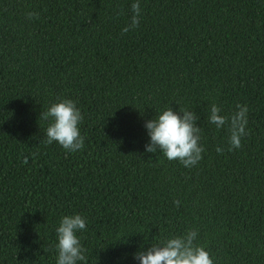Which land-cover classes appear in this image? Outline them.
<instances>
[{
    "label": "trees",
    "instance_id": "16d2710c",
    "mask_svg": "<svg viewBox=\"0 0 264 264\" xmlns=\"http://www.w3.org/2000/svg\"><path fill=\"white\" fill-rule=\"evenodd\" d=\"M132 2L0 0V264H55L72 213L81 264H139L189 229L214 264H264V0H139L130 27ZM65 98L83 116L76 152L45 142L40 114ZM213 103L247 105L239 148ZM168 107L199 116L192 167L144 151Z\"/></svg>",
    "mask_w": 264,
    "mask_h": 264
},
{
    "label": "clouds",
    "instance_id": "9594fccd",
    "mask_svg": "<svg viewBox=\"0 0 264 264\" xmlns=\"http://www.w3.org/2000/svg\"><path fill=\"white\" fill-rule=\"evenodd\" d=\"M132 16L130 27L139 22L140 3H131ZM31 18L36 14L27 13ZM129 26L122 31L127 32ZM247 105L237 104L235 110L225 114L222 108L213 103L207 110V120L217 129L225 128L228 132L229 150L239 148L241 138L246 135ZM40 116L48 121L45 129V142H56L68 152H76L83 147L84 137L80 132L82 113L76 102L71 99H61L50 104ZM199 116L192 110L174 111L172 107L165 108L155 118L144 123L148 142L144 146L145 153H161L168 160L176 159L184 167H192L201 159L203 145L199 143ZM220 147L217 151H221ZM26 162V161H25ZM178 204L179 201H173ZM86 218L79 213L60 217L55 227V264H81L86 260L85 249L78 233L86 229ZM196 229H189L180 235L169 237L150 244L147 249L138 251L134 258L139 264H214L213 258L205 247L195 243Z\"/></svg>",
    "mask_w": 264,
    "mask_h": 264
}]
</instances>
